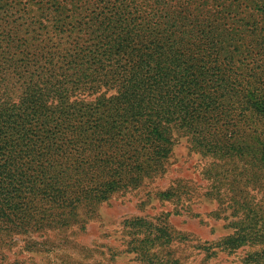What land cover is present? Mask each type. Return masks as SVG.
Segmentation results:
<instances>
[{
  "label": "trees",
  "instance_id": "obj_1",
  "mask_svg": "<svg viewBox=\"0 0 264 264\" xmlns=\"http://www.w3.org/2000/svg\"><path fill=\"white\" fill-rule=\"evenodd\" d=\"M28 14L32 43L11 29ZM175 133L264 177V0H0V230L70 227L159 170ZM246 220L222 243L260 244L256 261L264 226ZM124 223L173 240L165 221Z\"/></svg>",
  "mask_w": 264,
  "mask_h": 264
},
{
  "label": "rangeland",
  "instance_id": "obj_2",
  "mask_svg": "<svg viewBox=\"0 0 264 264\" xmlns=\"http://www.w3.org/2000/svg\"><path fill=\"white\" fill-rule=\"evenodd\" d=\"M28 16L13 19L11 29L32 43L42 33L29 29ZM32 19L38 21L36 16ZM112 93L110 89L106 96ZM98 94L84 92L79 97L88 102ZM251 165L243 161L223 163L194 146L187 135L175 133L171 151L159 170L140 175L137 186L113 192L92 208L81 207L70 227L25 233L0 230V264H173L174 260L175 264H264L263 257L247 260L260 244L230 248L222 243L239 219L247 218L240 224L246 228L264 226V216H258L264 214V177L249 179ZM96 178L97 173L90 177ZM255 181L259 182L256 188ZM222 191L225 194L221 195ZM246 194L252 199L245 200ZM239 199L244 201L242 209L237 206ZM251 201L259 205L257 213L247 210ZM135 217L154 223L165 221L172 242L154 244L150 234L144 245L139 244L147 226L124 223Z\"/></svg>",
  "mask_w": 264,
  "mask_h": 264
}]
</instances>
